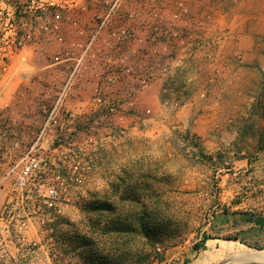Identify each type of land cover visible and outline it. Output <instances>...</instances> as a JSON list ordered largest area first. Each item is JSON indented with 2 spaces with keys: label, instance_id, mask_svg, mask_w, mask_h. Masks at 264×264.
<instances>
[{
  "label": "rangeland",
  "instance_id": "374dc122",
  "mask_svg": "<svg viewBox=\"0 0 264 264\" xmlns=\"http://www.w3.org/2000/svg\"><path fill=\"white\" fill-rule=\"evenodd\" d=\"M129 1L131 9L136 1L141 5L144 48L150 47L145 33L155 26L178 27L190 36L184 55L143 57L145 75L154 76L147 87L161 84L160 103L170 114L188 100L200 104L174 129H167L165 122L164 129L155 130L152 110L144 108L150 115L144 114L147 124L140 131L133 129L136 133L91 139L81 135L75 155L62 158L53 152L52 167L60 166L67 183L52 207L41 206L42 213L28 217L34 233L31 241L37 244L32 264H246L239 260L240 254L264 258V249L243 243L222 241L205 252L193 250L197 239L218 237L212 223L228 200L252 209L251 214L264 209V173L253 169L238 173L234 196L223 195L220 186L235 162H254L264 148V34L260 33L264 0H193V4L202 1L195 7L188 5L189 0ZM23 2L0 0V9L9 3L23 10ZM39 25V20L33 23ZM59 49L53 38L35 41L24 49V61L13 55L8 62L9 69H15L12 79L8 74L3 78L11 80V98L26 103L20 121L7 114L6 106L0 111L2 199L27 161L33 133L43 121L31 117L37 104L32 98L17 97L19 87L25 79L38 83L55 79V71L51 78L47 74L54 69L51 64ZM27 53L41 55L31 63L44 64V69L25 67ZM8 97L3 102H9ZM43 148L47 151L46 144ZM73 163L78 164L75 183L70 181ZM52 170L42 178H51ZM36 194L38 189L32 186L30 195ZM32 202L37 208V200ZM25 236L28 239L29 233Z\"/></svg>",
  "mask_w": 264,
  "mask_h": 264
},
{
  "label": "built area",
  "instance_id": "2783aa9c",
  "mask_svg": "<svg viewBox=\"0 0 264 264\" xmlns=\"http://www.w3.org/2000/svg\"><path fill=\"white\" fill-rule=\"evenodd\" d=\"M95 3L100 9L91 17L89 27H80L78 23L77 16L87 10L81 0H24L20 6L23 10H17L19 4L9 3L0 9V91L7 83L3 78L9 73L8 62L13 55L24 61V49L35 41L53 38L60 46L51 64L59 67L56 78L43 82L32 98L37 104L34 115L43 120L42 124L33 133L36 137L24 157L27 161L0 201V221L9 223L14 217H25L16 223V228L6 227L23 251H19L18 257H5L0 236V264H28L36 257V242L25 236L30 224L27 217L42 213L41 206L52 207L67 183L60 166L52 167L53 152L68 158V154L78 150L81 135L90 139L102 134L126 137L133 129L140 131L147 124L144 114L149 116L150 110L143 114L133 112L134 98L154 78L152 74L145 75L143 57L184 55L189 45L190 36L182 29L155 26L145 33L150 47L141 46L131 52L129 43L138 38L137 31L144 27L141 5L124 11L126 0ZM177 6L186 12L181 2ZM37 20L40 25L33 27ZM162 70L167 72L166 68ZM89 80L96 81V87L88 103L83 107L71 106L73 99H79L80 93L86 91ZM116 84L123 86L122 93L113 94L112 87ZM162 86L167 83L164 81ZM70 167L73 174L70 181L75 183L78 164ZM50 169L55 170L52 177L42 178L49 175ZM13 171L14 168L8 174ZM32 186L38 189V194L30 195ZM32 198L37 200V208Z\"/></svg>",
  "mask_w": 264,
  "mask_h": 264
},
{
  "label": "crops",
  "instance_id": "0c3cea01",
  "mask_svg": "<svg viewBox=\"0 0 264 264\" xmlns=\"http://www.w3.org/2000/svg\"><path fill=\"white\" fill-rule=\"evenodd\" d=\"M84 3H86L87 10L83 13H80L78 18V23L80 27H89L90 25V19L91 17L100 9L99 5L95 3L96 0H81ZM193 0H189L188 5L190 7H195L197 4L202 6V1L193 4ZM131 3L132 1L126 0V3L123 7L124 11H128V9H131ZM140 5V2L136 1L134 4V8H138ZM258 32V31H257ZM260 33L264 34V29ZM138 38L131 41L128 45L129 51H136L139 47L143 46V38L144 33L142 30L137 31ZM68 39H71V37L67 36ZM250 37V36H249ZM254 37V36H253ZM58 49V47H57ZM28 55V62L22 63L25 65V67L30 69H44V64L39 65L37 62L31 63L36 59V57L39 56L37 60H39L41 55H31L30 53H27ZM30 60V61H29ZM43 62V61H42ZM58 65L54 66V69L50 70L48 72V76L53 75L55 71V77L56 73L59 69L57 67ZM12 66L11 69H9L8 77L12 79L13 75L15 74V69ZM49 68V66H48ZM234 69L232 70V72ZM238 72L235 71V74L232 76V81L234 75H236ZM50 76L49 78H51ZM88 77V76H87ZM48 78V79H49ZM52 80V79H50ZM47 80V81H50ZM231 82V81H230ZM223 83V82H222ZM232 83V82H231ZM87 88L85 92L80 93L79 99H73L72 103H70L73 107H83L88 103V100L90 99V96L92 95L95 87H96V81H91L86 84ZM161 85V84H160ZM160 85L157 82H154L146 89L142 90L141 92L137 93L134 98V106H133V112L138 114H143L144 108H149L152 110L153 118L150 119V122L152 121V127H155V130L164 129L165 125L167 124V129H174L176 127V124H178L180 121H184L185 119L182 117H187L188 115L192 114L195 110L197 111V106L200 104H196L195 102H185L174 114L168 113L169 111L164 108L160 103ZM11 80H8L4 89L0 91V111L3 110L2 107H7L6 112L9 113V116H13L16 118V120L20 121L22 118H19L22 112V107H24L26 101L24 102H17L15 101L16 97L11 98V95L14 94V89L10 91L12 88ZM20 88V91H19ZM18 88L17 97L20 96L23 99H31L33 98L34 94L41 90L42 88V82H32L27 81L25 79L24 83ZM113 94L115 92L122 93L123 92V86L121 84H116L112 87ZM4 96H9L8 101L9 102H3ZM189 98L188 96H186ZM215 103H219L218 101H214ZM207 105V104H206ZM194 106V107H193ZM30 110H34L33 105L29 106ZM195 108V109H194ZM13 112H15V115H13ZM26 114V113H24ZM32 118H36L34 115V112L31 115ZM155 119V121L153 120ZM23 122L26 123V119L24 118ZM166 122V124H165ZM20 123V122H18ZM24 123V124H25ZM155 124V125H154ZM22 128V127H21ZM133 132L136 133V131L133 130ZM132 132V133H133ZM234 171L230 175L222 176L220 186L222 187V194H231L234 196L236 189L239 187V174L241 171H246L247 169H253L258 171L257 173H264V148L259 152L257 158L254 162H249L247 160H241L234 163ZM4 199V197H3ZM2 200V196L0 194V201ZM228 200V199H227ZM238 204L232 203L228 200V202L225 204V207H221L216 212L215 221L212 223V227L218 232V237L216 238H208L203 240L197 239L198 244L202 245L201 248L198 251L203 250L205 252L206 250H209L210 246L213 244L217 245L219 242L222 241L225 242H232L235 243L237 246L239 243H243L248 248H255V249H264V209L262 211H258L257 214H251L250 212H253L252 209H242ZM255 217H261L263 219V224H257L255 223L254 219ZM28 218V217H27ZM19 220L14 219L12 222H2L0 221V236L4 240V251L5 257H18L19 251H23L20 247L17 245L16 240L11 238L9 235V230H6L7 226H14L16 228V223ZM28 221V219H27ZM32 226L29 224L27 226V229L25 233H29L28 241H31L33 239L34 233L31 232ZM227 238H231L230 240H226ZM34 240V239H33ZM206 249V250H205ZM1 246H0V253H1ZM261 250V251H262ZM33 260H37V257H35ZM34 261L29 262L28 264H32Z\"/></svg>",
  "mask_w": 264,
  "mask_h": 264
},
{
  "label": "water",
  "instance_id": "95a60500",
  "mask_svg": "<svg viewBox=\"0 0 264 264\" xmlns=\"http://www.w3.org/2000/svg\"><path fill=\"white\" fill-rule=\"evenodd\" d=\"M239 260L247 261L246 264H264V258L255 255L240 254Z\"/></svg>",
  "mask_w": 264,
  "mask_h": 264
},
{
  "label": "trees",
  "instance_id": "16d2710c",
  "mask_svg": "<svg viewBox=\"0 0 264 264\" xmlns=\"http://www.w3.org/2000/svg\"><path fill=\"white\" fill-rule=\"evenodd\" d=\"M254 221L257 224H261V225L263 224V219L261 217H255ZM208 238H210V237L203 236V240L208 239ZM230 239L231 238H227L226 240H230ZM201 246L202 245H200V244H196V245L193 246V250L198 251L201 248Z\"/></svg>",
  "mask_w": 264,
  "mask_h": 264
}]
</instances>
